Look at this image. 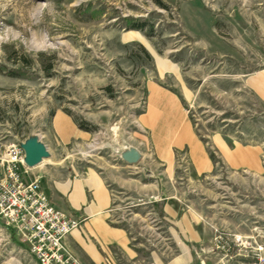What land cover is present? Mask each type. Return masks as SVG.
<instances>
[{
  "label": "rangeland",
  "instance_id": "1",
  "mask_svg": "<svg viewBox=\"0 0 264 264\" xmlns=\"http://www.w3.org/2000/svg\"><path fill=\"white\" fill-rule=\"evenodd\" d=\"M155 87L179 98L202 146L179 137L169 169L142 122ZM59 115L91 131L70 138ZM33 136L49 144L55 180L107 179L108 222L137 261L179 252L167 206L196 221L189 264L264 259V0H0V147ZM120 180L150 182L162 200ZM0 264H37L1 221Z\"/></svg>",
  "mask_w": 264,
  "mask_h": 264
},
{
  "label": "crops",
  "instance_id": "2",
  "mask_svg": "<svg viewBox=\"0 0 264 264\" xmlns=\"http://www.w3.org/2000/svg\"><path fill=\"white\" fill-rule=\"evenodd\" d=\"M62 116H56L55 119L67 125L68 131L71 132L70 138L82 139L85 134L87 135L70 119ZM143 118V126L147 128L149 137L155 144V153L160 159L164 160L166 157L165 167L167 166L168 169L171 166L170 161H167L172 145L178 143V140L180 142L179 137L188 145L191 144L193 149L202 150L199 143V145L195 144L194 135L189 134L191 130L187 116L179 98L173 93L159 87L153 88ZM55 125L58 126L57 134L61 135L60 125L58 123ZM42 142L50 153L49 144ZM47 166L41 163L38 167L29 169L28 176L29 179L40 181L43 191L53 206L75 217H85L80 227L74 230L65 241L78 264H119L113 256L116 251L121 252L122 258L128 263L131 262L130 264H189V252L186 245L191 241L194 243L201 241L195 230L196 221L191 218L193 215L185 213L179 217V214L168 206L164 208V218L172 221L167 230L179 252L169 259L151 253V259L141 263L136 260L137 256L130 248V238L126 229L108 222L112 199L107 188V179L94 170H88L79 178L72 180L68 177L59 182L52 176V167ZM116 185L121 189L131 188L139 198L148 203L162 200L150 182L140 184L136 180H120L116 181Z\"/></svg>",
  "mask_w": 264,
  "mask_h": 264
},
{
  "label": "built area",
  "instance_id": "3",
  "mask_svg": "<svg viewBox=\"0 0 264 264\" xmlns=\"http://www.w3.org/2000/svg\"><path fill=\"white\" fill-rule=\"evenodd\" d=\"M23 160L19 144L0 147V221L37 264L77 263L65 241L80 227L82 218L53 206L40 181L29 179Z\"/></svg>",
  "mask_w": 264,
  "mask_h": 264
},
{
  "label": "water",
  "instance_id": "4",
  "mask_svg": "<svg viewBox=\"0 0 264 264\" xmlns=\"http://www.w3.org/2000/svg\"><path fill=\"white\" fill-rule=\"evenodd\" d=\"M24 152V164L31 169L40 165L44 160L50 157L47 146L36 136L30 137L19 144ZM126 161L132 163L137 159L136 153L125 155ZM264 264V261L263 263Z\"/></svg>",
  "mask_w": 264,
  "mask_h": 264
},
{
  "label": "trees",
  "instance_id": "5",
  "mask_svg": "<svg viewBox=\"0 0 264 264\" xmlns=\"http://www.w3.org/2000/svg\"><path fill=\"white\" fill-rule=\"evenodd\" d=\"M130 28L132 30H143L145 28V23L143 22H138L134 20H130ZM141 51L144 53L147 59H150L149 55L146 53L144 49H141ZM76 125L80 130H83L85 132H90L91 129H89V125L82 121V120H76Z\"/></svg>",
  "mask_w": 264,
  "mask_h": 264
}]
</instances>
